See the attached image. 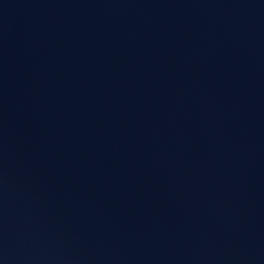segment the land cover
<instances>
[{
	"label": "water",
	"instance_id": "95a60500",
	"mask_svg": "<svg viewBox=\"0 0 264 264\" xmlns=\"http://www.w3.org/2000/svg\"><path fill=\"white\" fill-rule=\"evenodd\" d=\"M0 264H264V0H0Z\"/></svg>",
	"mask_w": 264,
	"mask_h": 264
}]
</instances>
